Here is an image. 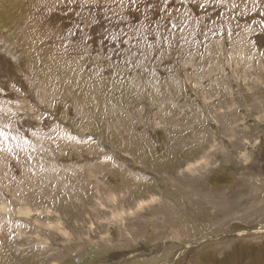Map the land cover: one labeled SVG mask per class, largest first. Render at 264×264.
<instances>
[{"label":"rangeland","instance_id":"obj_1","mask_svg":"<svg viewBox=\"0 0 264 264\" xmlns=\"http://www.w3.org/2000/svg\"><path fill=\"white\" fill-rule=\"evenodd\" d=\"M0 264H264V0H0Z\"/></svg>","mask_w":264,"mask_h":264}]
</instances>
